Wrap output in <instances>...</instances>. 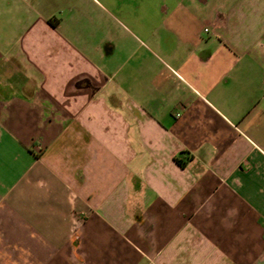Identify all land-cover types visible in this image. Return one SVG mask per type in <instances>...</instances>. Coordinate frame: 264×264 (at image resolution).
<instances>
[{
	"label": "crops",
	"instance_id": "crops-1",
	"mask_svg": "<svg viewBox=\"0 0 264 264\" xmlns=\"http://www.w3.org/2000/svg\"><path fill=\"white\" fill-rule=\"evenodd\" d=\"M0 264H264V0H0Z\"/></svg>",
	"mask_w": 264,
	"mask_h": 264
}]
</instances>
